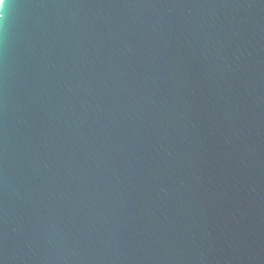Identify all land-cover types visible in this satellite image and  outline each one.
<instances>
[{
    "label": "water",
    "instance_id": "obj_1",
    "mask_svg": "<svg viewBox=\"0 0 264 264\" xmlns=\"http://www.w3.org/2000/svg\"><path fill=\"white\" fill-rule=\"evenodd\" d=\"M0 12V264H264V0Z\"/></svg>",
    "mask_w": 264,
    "mask_h": 264
},
{
    "label": "clouds",
    "instance_id": "obj_2",
    "mask_svg": "<svg viewBox=\"0 0 264 264\" xmlns=\"http://www.w3.org/2000/svg\"><path fill=\"white\" fill-rule=\"evenodd\" d=\"M4 6H5V0H0V10H2ZM0 14H2V12H0Z\"/></svg>",
    "mask_w": 264,
    "mask_h": 264
}]
</instances>
